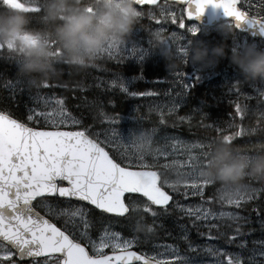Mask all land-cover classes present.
<instances>
[{
    "label": "snow or ice",
    "instance_id": "1",
    "mask_svg": "<svg viewBox=\"0 0 264 264\" xmlns=\"http://www.w3.org/2000/svg\"><path fill=\"white\" fill-rule=\"evenodd\" d=\"M8 0H5L7 3ZM188 7L184 9L188 18L199 19L206 6L222 9L226 18H233L230 21L231 27L239 29L242 25H247L264 35V19L257 20L256 17H249L245 12L239 11L235 0H184ZM264 2V0H262ZM155 5L160 10V15L167 19L172 14L165 12L164 8L171 7L168 0L163 5L157 0H136L137 5ZM16 6L23 8L26 12H39L42 7L41 0H16ZM142 12V11H141ZM142 15L144 13L142 12ZM149 19L153 17V12L147 13ZM175 23V20H173ZM180 27L184 28V20H180ZM163 37L166 46L173 48L178 54L182 53L187 45L183 42V36L172 33L163 35L164 30L157 28ZM198 29L193 26L187 27V32L195 35ZM155 49L151 40L148 47L143 48L130 43L128 48L123 46L112 48L109 46L102 53L107 52L110 57L116 58L121 52L133 54L138 61H143L149 51ZM53 55H59V49L54 48ZM179 77V73H176ZM198 79V78H197ZM22 80H16L14 84H21ZM175 84V81L172 82ZM46 85V81L37 84ZM182 88H187V80L181 81ZM122 90L127 91L121 83ZM235 87V85H233ZM132 96L146 95L144 92H130ZM183 93H176L182 98ZM258 95L264 96V92L258 91ZM43 101L42 97L37 96ZM47 103V101H43ZM57 108H50L48 112H37L35 108L27 109V121H33L43 117L46 125H51L53 130H46L45 127H29L20 119L12 118L5 111L0 110V264H17L12 259L13 256L24 258L29 257L35 261V257L46 254L47 258L39 264H128L130 260L142 261V264H163L161 259L155 255L137 254L134 251H126L134 242L131 239H122L119 232H110L107 226L98 230L97 236L90 235L92 220L88 216L90 211L85 207V203L92 205L95 209L103 213L123 216L129 210L136 211L141 206L144 212L155 211L150 205H157L163 208L172 199L163 185H167L174 192H179L181 186L186 194L191 189V195L203 197L204 186L211 185L212 182L202 179L200 169L208 158L207 152H200L197 155L188 152V159L183 161L186 167L179 171L178 175L183 180L176 183L158 175V171L151 170L155 165V158L158 155H167L163 147L152 148V132L142 131L130 141L135 149V159L124 157L117 159L105 150L106 144H112L114 137L108 136L105 130L103 140L96 133H89L88 128L78 131H63L58 129V125L80 124V121L66 114L62 101H56ZM177 104H173L169 111H172ZM156 109L150 108L149 111ZM246 106L236 105V115L245 113ZM261 120H264V110H259ZM202 113V117H203ZM106 119H110L106 117ZM183 119V117H180ZM112 132L116 134V130ZM239 131L233 135H240ZM92 138H89V137ZM231 135H224L222 141L228 142ZM200 147V145H190ZM145 155H151L153 160L147 161ZM172 165L177 162L172 161ZM170 165H164L169 167ZM264 191L262 188H252L248 185L232 191L217 190V200L224 203L240 206L241 201L254 199V194ZM125 194H128L125 198ZM139 194V196L135 195ZM139 197L146 198L149 203L141 205ZM59 198V199H58ZM211 199V197H208ZM84 203L75 204L72 201ZM177 207L183 208L181 205ZM42 210V211H41ZM166 210V209H165ZM43 212V214H42ZM187 215L195 217V221H207L209 218L221 220L227 218L229 221H237L238 214L221 211L219 213L207 207H189ZM63 217L62 226H57L52 219L47 217ZM97 219H100L99 217ZM139 224L137 225V227ZM199 227V225H197ZM208 229L218 228L216 223H207ZM231 227V225H229ZM149 231L151 227L149 226ZM210 234V233H209ZM240 234L237 226L227 242L231 243L234 236ZM203 235V233H201ZM186 239V237H181ZM256 243L255 241L253 242ZM264 245V241L260 242ZM91 247V254L87 250ZM238 246L244 248V242L240 241ZM110 248L112 254H107L103 250ZM173 254L164 259L176 261V264H197L194 258L181 256L173 249L172 245L166 246ZM189 248H192L189 243ZM116 249H121L119 254ZM213 257H217L209 264H242L245 259L240 253H225L223 259L218 257L221 252L214 250L211 246L206 249ZM250 254L246 257L247 264H264V246L253 247L248 250ZM59 254L52 256L51 254ZM260 257L261 259H257Z\"/></svg>",
    "mask_w": 264,
    "mask_h": 264
},
{
    "label": "trees",
    "instance_id": "2",
    "mask_svg": "<svg viewBox=\"0 0 264 264\" xmlns=\"http://www.w3.org/2000/svg\"><path fill=\"white\" fill-rule=\"evenodd\" d=\"M26 14L30 20L29 27L39 29L43 26L41 10L28 11ZM154 26L156 23L143 18L134 26L131 33L137 34L136 38L148 41ZM232 29V33L226 37L220 31L213 30L209 34L205 33L207 35L204 36V41L206 44L212 43L210 48L221 44L225 48V57L218 59L214 67L201 72L196 66L185 62L174 71L175 73L181 71L192 77L186 92L185 104L176 113L160 114L155 105V98L152 96L129 95L130 92L146 94L152 92L157 95L165 93V82L171 79L174 72L166 69L165 61L160 54L152 55L144 64L120 63L98 57L93 65L83 69L57 62L55 64L57 74L44 80L46 85L41 84L37 87L28 85L18 75L16 61L6 49H0V110L26 123L27 109L35 108L37 112H46L50 106L56 105V101L60 100L66 114L80 120L81 128L79 129L83 130L87 127L89 133L101 130L99 126L107 120L106 117L122 118L131 128L154 129L185 137L197 136L207 142L210 141L207 151H211L217 143L223 142L240 153L248 155L264 153V120L260 119L257 112V109L264 107L263 96L245 103L236 101L223 94L225 89L223 81L216 82V76L222 70H232L231 62L227 58L231 50V37L235 33V29L233 27ZM16 80H22L23 83L14 84ZM261 82L264 86V81ZM121 83L127 91L121 89ZM37 96L42 97L47 103L38 99ZM237 104L246 106V111L241 116L236 115ZM153 107L156 110L149 111ZM237 131L241 134L233 135ZM224 135H231V140L222 141ZM112 154L115 155L113 152ZM154 168L160 167L156 165ZM243 183L259 188L247 177L244 178ZM218 189L220 186L215 183L207 186L201 199L222 208V204L216 200ZM150 207L155 211V215L132 214V217L119 221L120 228L127 235H129L128 232H136L138 236H146L150 242L159 243L178 235L179 231L173 221H179L186 224L189 230L188 239L178 243L181 250L188 254H193L189 243L192 247L205 245L211 246L214 250L225 249L231 252L240 250L248 253L249 249L264 241V191L255 193L253 200L242 201L238 206L237 210L246 219L219 222L216 223L219 227L211 230L203 227V224L195 219L172 212L171 208L157 210L151 205ZM130 218L134 220L130 222ZM237 226L240 228V234L234 236L231 243L227 242ZM240 241L244 242L243 249L238 246ZM242 264H247V260H243Z\"/></svg>",
    "mask_w": 264,
    "mask_h": 264
},
{
    "label": "clouds",
    "instance_id": "3",
    "mask_svg": "<svg viewBox=\"0 0 264 264\" xmlns=\"http://www.w3.org/2000/svg\"><path fill=\"white\" fill-rule=\"evenodd\" d=\"M42 27H29L27 12L16 6V0H0V49H6L15 59L18 75L28 85L54 77L55 64L65 63L77 69L93 65L109 46H123L142 12L136 0H41ZM225 36L232 33L230 22L218 25ZM150 40L165 61L169 72L190 61L199 71L213 67L225 57L224 45L209 49L201 42H189L182 53L166 46L158 30ZM54 48L59 55L54 56ZM229 61L237 66L244 79L264 81V48L248 44L231 49ZM264 92V89H261ZM202 179L218 184L222 191H232L242 185L244 178L253 180L264 189V153L248 155L220 142L212 148L203 167ZM167 178V177H166ZM176 183L183 177L176 175Z\"/></svg>",
    "mask_w": 264,
    "mask_h": 264
},
{
    "label": "rangeland",
    "instance_id": "4",
    "mask_svg": "<svg viewBox=\"0 0 264 264\" xmlns=\"http://www.w3.org/2000/svg\"><path fill=\"white\" fill-rule=\"evenodd\" d=\"M25 3L28 2V0H23ZM242 7L243 10L246 11H251L254 15L260 16L261 18H264V2L262 0H242ZM163 5L164 3H160ZM171 7H165L164 11L165 12H170L172 15L169 16L167 19H164L160 15V10L155 8H149L147 11L144 9L138 8L140 11L144 13L140 19L147 18L149 21L156 23V26L153 27V30H156L157 28H162L164 32L162 33L165 36H168L172 33L177 34V36H183L184 41H179L180 43H185L187 46L189 42H201L204 46H206L209 51L211 50L210 46H212V43L206 44L204 41V32L201 31L200 27L197 24H192V23H187L185 21L184 17V9L182 7H179L177 5H174L172 3H169ZM151 10L153 12V17L149 19L147 13ZM183 19L185 23V27L181 28L180 27V20ZM173 20H175V23H173ZM195 26L198 31L196 34L193 36L187 32V27L189 26ZM220 25V24H219ZM219 32L218 26H216L213 29H210L208 31V34L212 31ZM133 33V32H132ZM130 33V36L128 37V40L126 43L123 45L124 48H128L130 46L131 42H134L140 47L147 48L148 47V41H145L141 38H136L135 36L137 34H132ZM226 37L225 35H223ZM228 36V35H227ZM231 49H240L241 47L252 44L255 45L258 49L259 48H264V42L260 40H252L249 39L247 36L241 34L240 32L233 33L231 37ZM159 54V51L157 49H152L149 51L148 55L144 58V60L138 61L137 59L134 58L133 54L125 51L121 52L116 58L110 57L107 52L102 53L99 57L102 58H107L110 59L114 62H120V63H130V64H144L152 55H157ZM190 65H193L190 61L187 62ZM232 66V70H222L221 73H219L216 76V82H221L223 81L225 83V89L223 91V94L226 95L227 98H232L237 100H240L241 102L245 103L247 101H251L254 98L262 97L258 95V91L261 89H264V86L262 82L257 79L255 81L252 80H245L243 74L241 73L240 69L235 66L234 64H230ZM195 66V65H194ZM215 66V65H214ZM213 66V67H214ZM212 68V67H210ZM179 77L175 75L176 73L174 72L171 76V79L167 82H165V87L166 91L162 95H157L152 92L147 93V96H152L155 98V105L156 108L158 109L160 114H172L178 112L181 107L185 104V98H186V92L189 89L190 81H191V75L186 74L184 72L178 71ZM129 81H132L131 79H127ZM187 80L188 87L187 88H182L181 81ZM175 81V84L172 82ZM242 81V82H241ZM164 83V82H163ZM242 83V84H241ZM235 85V87H233ZM227 87V88H226ZM182 92V98L177 97L176 93ZM230 96V97H228ZM263 103H264V96H263ZM173 104H177L178 106L172 109V111H169V109L172 108ZM50 108H57L56 105L50 106L46 112L50 110ZM248 109V107H247ZM259 110H264V107H260L257 109V112ZM43 112V111H41ZM72 117V116H71ZM75 118V117H74ZM76 119V118H75ZM78 120V119H77ZM80 121V120H79ZM28 122V123H27ZM27 124H33V127H39L42 125V127L52 129L51 125H46L45 120L43 117L34 119L33 121H27ZM32 126V125H31ZM81 122L80 124H64V125H58V129H67V130H82L79 129L81 128ZM102 129L98 130L96 134L99 136L101 140L104 139L105 137V130H108V136L110 138L114 137L113 143L112 144H106L105 148L108 149V151L111 153L113 156L112 152L115 154L114 157L117 158L118 160L121 159V154H124V157H131L133 160L135 159V149L131 146L130 141L132 138L136 135H139L142 131H149L146 129H135L131 128L127 125L126 120L122 118H110L105 120L104 122L101 123L99 126ZM116 130V134L112 132V130ZM152 143L151 147L152 148H160L163 147L164 151H166L168 154L167 155H158L155 158V165H157L160 168H154L158 171V173L161 175V181L163 180L164 177H167L169 180H172L179 171H183L184 168L186 167L183 165V161H186L188 159V152L191 151L192 154L197 155L200 152H207V147L210 145V141H205L204 139H201L197 136L195 137H185L180 134L176 133H171V132H163V131H156L154 130L152 132ZM190 145H200V147H191L189 149L188 146ZM144 159L147 161H152L153 157L151 155H145ZM172 161H176L177 163L175 165H172ZM170 165L169 167H164V165ZM213 184V183H212ZM211 184V185H212ZM209 185L204 186V192L203 196L205 194L206 188ZM249 187L255 188L254 186ZM164 189L169 191L175 196V200L172 204L171 211L177 212L179 214H183L186 217L195 219L194 216L190 217L187 215V210L188 208L195 207V206H200V207H207L210 208L211 210L219 213L221 211L225 212H232L234 214H238L240 218H243L242 214L237 210L238 206L236 205H231L224 203L223 201H218V203L222 204V208L217 207L216 205H212V202H205L201 199L200 195H191V189L189 188L186 194H182L185 192L184 188L181 186L179 192H174L170 188H168L167 185H163ZM218 194V193H217ZM195 197H200V198H195ZM217 198V195H216ZM141 205L144 203H148L145 199L139 197ZM242 202V201H241ZM74 203V202H72ZM75 204H80V203H75ZM211 204V205H210ZM177 205L183 206V208L177 207ZM86 208H88L90 211L88 212V216L92 220V226L90 228V235L92 237H96L98 230L101 229L104 226H107L108 230L110 232H119L121 234V238L124 239H131L135 237V242L128 248V249H138L142 251L143 253H146L148 255H155L157 259H161L163 263L165 264H176V261H173L171 259H164L165 256L171 257L173 254L171 251H168L166 246L167 245H172L173 249L176 251L181 256H189L191 258H194L197 261V264H209V262L213 261L217 257H213L206 249L209 246L205 245H198V246H193L190 251L193 252V254H188L186 252H183L179 246V242L188 239L189 236V230L188 227L185 226L186 224H183L179 221H173L174 226L178 229V235L175 238H170L167 241L159 242V243H153L150 242L149 239L146 236H138L136 235V232H128L129 235H127L120 227L121 223L119 221L121 220H114L110 219L108 216H105L101 212H96L94 211L95 209L88 207L85 205ZM42 211V210H41ZM43 213V212H42ZM148 212H144L143 207L141 206L138 208L136 211H131V217L132 214H136L137 216H141L142 214H145ZM100 219H97V218ZM163 218V216H160ZM49 219H52L53 221H64L63 217H48ZM134 218H130V222H132ZM241 219L237 220L240 221ZM224 221H229L226 217L222 218L221 220H216L215 218H209L207 221L201 220L203 224V227H206L207 223H219V222H224ZM129 222V223H130ZM135 235V236H134ZM181 237H186V239H182ZM263 245L260 243L258 244L255 248H260ZM90 250L91 247L89 246ZM126 249V250H128ZM105 253L108 252H113L112 249L110 248H105L103 250ZM121 251V249H116L115 252ZM218 251L221 252V255L218 257L219 259H223V254L225 253H240L242 256L245 257L244 260H246V257L250 254V252L245 253L244 251H236L231 252L227 250H222L218 249ZM257 259H261L260 257H257ZM44 260V259H43ZM41 260V261H43ZM243 261V260H242ZM40 261L35 262L34 264H39ZM224 264H227L225 261Z\"/></svg>",
    "mask_w": 264,
    "mask_h": 264
},
{
    "label": "water",
    "instance_id": "5",
    "mask_svg": "<svg viewBox=\"0 0 264 264\" xmlns=\"http://www.w3.org/2000/svg\"><path fill=\"white\" fill-rule=\"evenodd\" d=\"M165 0H157V3L160 4L161 2H163ZM169 3H176L184 8L188 7V3L184 2V0H168ZM236 3V7L239 11H242L239 7L240 4V0H235ZM136 6L140 7V8H145V7H156L155 5H149L147 3L143 4V5H137ZM244 12V11H242ZM185 14V12H184ZM246 14V13H245ZM247 15V14H246ZM185 19L187 22H195L198 23L199 26L201 27V29L203 31L207 30L208 28L214 27L219 23L225 22V21H232L233 18H226L223 14L222 9L219 8H214L211 5H208L205 7L204 12L201 14V16L199 17V19H189L188 16L185 14ZM259 21V20H258ZM237 29V28H236ZM239 31L248 34L250 37L252 38H260V39H264V35L260 34L259 31L253 29V28H249L247 27V25H242L239 29ZM13 118V117H12ZM46 130H53V129H46ZM59 130H63V129H59ZM63 131H69V130H63ZM90 138V137H89ZM159 175V174H158ZM160 176V175H159ZM160 181H158V183H160ZM165 191H167L166 189H164ZM170 194V193H169ZM128 194H125V197ZM137 196H139V194H135ZM171 195V194H170ZM172 199L168 202L167 205H165L163 208H161L160 206L157 205H152L154 208L156 209H164V208H168L171 206L172 202H173V196L171 195ZM143 198V197H142ZM146 200V198H144ZM75 201V200H73ZM76 202H80V201H76ZM80 203H84V202H80ZM86 204V203H85ZM89 205V204H87ZM92 206V205H90ZM93 207V206H92ZM94 208V207H93ZM98 211H101L99 209H97ZM130 213V210L128 213L124 214L123 216H118L116 214H110V213H105L111 216H117V217H125ZM88 250V249H87ZM89 251V250H88ZM126 251H134L137 252L135 250H126ZM121 251L119 252H115L116 254H119ZM112 254V253H110ZM137 254H140L139 252H137ZM52 256H58L59 254H51ZM47 257L46 254H42L41 256L35 257V259H39V258H44ZM20 260H29L31 258L29 257H24V258H19ZM119 264V262H118ZM128 264H142V261H136V260H130L128 261Z\"/></svg>",
    "mask_w": 264,
    "mask_h": 264
},
{
    "label": "flooded vegetation",
    "instance_id": "6",
    "mask_svg": "<svg viewBox=\"0 0 264 264\" xmlns=\"http://www.w3.org/2000/svg\"><path fill=\"white\" fill-rule=\"evenodd\" d=\"M242 0H241V8L243 9V7H242ZM244 11H246V10H244ZM250 16H254V17H257V18H260V19H264V18H261L260 16H256V15H254L251 11H246ZM106 216V215H105ZM109 217V216H108ZM110 218V217H109ZM110 219H114V218H110ZM57 226H62L63 225V223H64V221H53ZM12 259H14V260H16L17 261V264H34L35 262H38V261H41V260H35V261H33V260H30V261H28V262H22V261H20L19 259H18V257H16V256H13V258Z\"/></svg>",
    "mask_w": 264,
    "mask_h": 264
}]
</instances>
